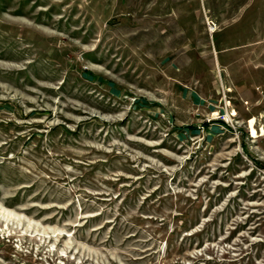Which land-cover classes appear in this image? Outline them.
Listing matches in <instances>:
<instances>
[{"label":"rangeland","instance_id":"374dc122","mask_svg":"<svg viewBox=\"0 0 264 264\" xmlns=\"http://www.w3.org/2000/svg\"><path fill=\"white\" fill-rule=\"evenodd\" d=\"M0 264H264V0H0Z\"/></svg>","mask_w":264,"mask_h":264}]
</instances>
